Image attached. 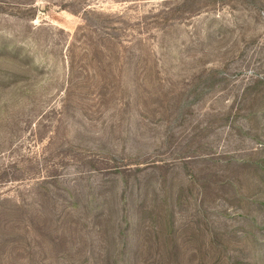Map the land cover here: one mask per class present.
Listing matches in <instances>:
<instances>
[{
	"label": "rangeland",
	"instance_id": "1",
	"mask_svg": "<svg viewBox=\"0 0 264 264\" xmlns=\"http://www.w3.org/2000/svg\"><path fill=\"white\" fill-rule=\"evenodd\" d=\"M0 264H264V0H0Z\"/></svg>",
	"mask_w": 264,
	"mask_h": 264
}]
</instances>
